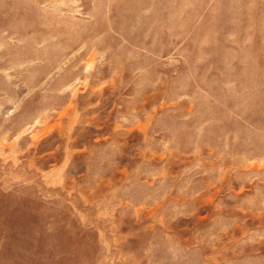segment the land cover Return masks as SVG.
Instances as JSON below:
<instances>
[{
  "label": "rangeland",
  "instance_id": "374dc122",
  "mask_svg": "<svg viewBox=\"0 0 264 264\" xmlns=\"http://www.w3.org/2000/svg\"><path fill=\"white\" fill-rule=\"evenodd\" d=\"M0 264H264V0H0Z\"/></svg>",
  "mask_w": 264,
  "mask_h": 264
}]
</instances>
